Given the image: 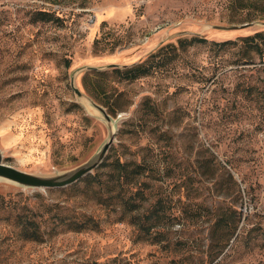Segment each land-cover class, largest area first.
Here are the masks:
<instances>
[{"label": "rangeland", "instance_id": "374dc122", "mask_svg": "<svg viewBox=\"0 0 264 264\" xmlns=\"http://www.w3.org/2000/svg\"><path fill=\"white\" fill-rule=\"evenodd\" d=\"M260 30L264 0H0V161L65 178L114 134L72 185L0 176V264H264V41L244 39ZM145 59L135 79L108 66ZM31 212L45 241L22 237ZM83 214L97 230L66 228Z\"/></svg>", "mask_w": 264, "mask_h": 264}, {"label": "trees", "instance_id": "16d2710c", "mask_svg": "<svg viewBox=\"0 0 264 264\" xmlns=\"http://www.w3.org/2000/svg\"><path fill=\"white\" fill-rule=\"evenodd\" d=\"M42 19L43 20H49L50 19V13L47 11H41ZM255 37H260L262 41H264V30L257 31L251 35H248L244 37L245 40L254 41ZM195 42H203L207 43L208 40L205 37H199V36H191L189 40H187L188 44H193ZM217 43V42H214ZM222 44L225 42H221ZM261 43V42H260ZM180 44L183 47L186 43H182L180 40ZM255 50L260 52V55H264V48L260 46L259 42H254ZM262 45L264 46V42H262ZM154 67L153 62L149 61V59H145L140 62L132 63L130 65H123L121 67L119 66H111V69L115 72H117L120 76L126 78V79H135L137 77L147 75L149 74ZM110 68V67H109ZM105 69H98V68H90L86 69V77L89 75H94L97 77H101L105 74ZM86 77H83V84L93 94L98 95L99 93L104 91V84L102 81H96V82H89L86 80ZM103 161V160H102ZM102 161L95 167L97 168ZM118 169L116 170V178L119 179L121 174V170L124 168V163L118 164ZM94 168V169H95ZM93 169V170H94ZM92 170V171H93ZM91 171V172H92ZM91 172L86 173L85 175L81 176L76 181L72 182L71 184H68L66 186L72 185L78 180L82 179L83 177H86ZM63 186V187H66ZM63 187H57L59 189ZM56 188V189H57ZM48 190L54 189V188H47ZM117 194L112 196V198H102V195L96 199V202L102 203L105 206H109L111 209H114L117 204H120V200L117 198ZM130 204L129 210L133 211L134 209V201L128 202ZM34 213L31 212L29 215L24 216L22 223V237L28 241L33 242H42L46 240L47 236H51L52 233L47 232L44 227H42L39 219L34 217ZM83 217L80 219H70L65 223V226L67 229L74 231V232H81V231H88V230H97L98 229V222L94 220L91 214H83ZM143 227V226H142Z\"/></svg>", "mask_w": 264, "mask_h": 264}, {"label": "water", "instance_id": "95a60500", "mask_svg": "<svg viewBox=\"0 0 264 264\" xmlns=\"http://www.w3.org/2000/svg\"><path fill=\"white\" fill-rule=\"evenodd\" d=\"M249 25V23H244L241 25H232L230 28H236L238 26H246ZM108 66H116V64H109ZM90 69V68H98L102 69L101 67L96 66H81L78 68V70L81 69ZM74 79L71 80V86L74 90V92L79 96L81 95L80 91L73 85ZM99 109L102 110L106 120H109L110 117L108 113L100 106L99 104H95ZM113 133L110 135L107 142L102 146L98 156L95 160L88 163L87 165L83 166L82 168L75 171L73 174H71L68 177L65 178H40L36 176H32L30 173H26L24 171H21L19 169H16L8 164L3 163L0 161V176H3L5 178H8L10 180L16 181L18 183L31 185L39 188H57V187H63L68 184H71L72 182L79 179L81 176L85 175L88 172H91L104 158L110 144L113 141Z\"/></svg>", "mask_w": 264, "mask_h": 264}]
</instances>
